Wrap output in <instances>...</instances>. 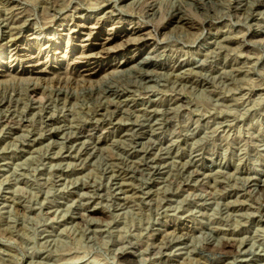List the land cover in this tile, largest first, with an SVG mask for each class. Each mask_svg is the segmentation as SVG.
<instances>
[{"label":"rangeland","instance_id":"obj_1","mask_svg":"<svg viewBox=\"0 0 264 264\" xmlns=\"http://www.w3.org/2000/svg\"><path fill=\"white\" fill-rule=\"evenodd\" d=\"M263 52L264 0H0V264H264Z\"/></svg>","mask_w":264,"mask_h":264},{"label":"bare ground","instance_id":"obj_2","mask_svg":"<svg viewBox=\"0 0 264 264\" xmlns=\"http://www.w3.org/2000/svg\"><path fill=\"white\" fill-rule=\"evenodd\" d=\"M116 4V3H115ZM58 6V5H57ZM114 6V5H113ZM236 8V7H235ZM249 8V7H248ZM56 9V8H55ZM66 9V8H65ZM76 10V9H75ZM181 10V9H180ZM116 13V12H115ZM174 13V12H173ZM236 13V12H235ZM246 13V12H245ZM18 14V13H17ZM55 14V13H54ZM175 15V14H174ZM223 15V14H222ZM234 15V14H233ZM182 16V15H181ZM60 17V16H59ZM100 17V16H99ZM125 18V17H124ZM187 18V17H186ZM191 18V17H190ZM219 18V17H218ZM19 19V18H18ZM100 19V18H99ZM126 19H128V18H126ZM56 20V19H55ZM116 20V19H115ZM208 20V19H207ZM212 20V19H211ZM242 20V19H241ZM206 21V20H205ZM54 23V22H53ZM205 23V22H204ZM9 24V23H8ZM99 24V23H98ZM236 24V23H235ZM9 26V25H8ZM94 26V25H93ZM74 27V26H73ZM95 27V26H94ZM25 28V27H24ZM38 29V28H37ZM151 29V28H150ZM256 29V28H255ZM91 30V29H90ZM262 30V29H261ZM134 31L135 30H132L130 33H126V35H131V34H133L134 33ZM90 32V31H89ZM227 34V33H226ZM128 36V37H129ZM201 37V36H200ZM38 38V37H37ZM109 38V37H108ZM108 38H106L105 39V42L106 41H108L109 39ZM144 38H145V36H144ZM260 38V37H259ZM141 39V38H140ZM123 42V41H122ZM214 42V41H213ZM250 42V41H249ZM71 43V42H70ZM104 43V42H103ZM160 43V42H159ZM123 44H124V42H123ZM226 44V43H225ZM99 45H101V43L99 44ZM154 45V44H153ZM236 45V44H235ZM84 46H86V45H84ZM101 46H103V45H101ZM117 46V45H116ZM107 48V47H106ZM101 49H103V48H101ZM9 50V49H8ZM159 50V49H158ZM80 51V50H79ZM261 52V51H260ZM156 53V52H155ZM264 53V52H263ZM100 54V53H99ZM106 56H109L110 55V51H106L105 53H104ZM171 55V54H170ZM18 56H19V51H16L15 53H13L11 56H10V58L11 59H13L12 61H16L17 60V58H18ZM91 56H92V54H89V53H87L86 51H84V52H82V53H80V55L78 56V58L79 59H81V60H86V64H88L90 61H91ZM154 56V55H153ZM156 56V55H155ZM176 56V55H175ZM246 58V57H245ZM47 59V58H46ZM189 60V59H188ZM11 61V62H12ZM144 61V60H143ZM82 62V61H81ZM147 62V61H146ZM178 63V62H177ZM197 63V62H196ZM204 63V62H203ZM243 64V63H242ZM144 65V64H143ZM10 66V65H9ZM26 66V65H25ZM85 66V65H84ZM84 66H82L81 67V69H79V70H77L76 72L74 71V74H73V76L75 77H77V76H85V77H91V76H93V75H95L98 71H96V70H93V71H91V69H82ZM195 66V65H194ZM99 67V66H98ZM176 67V66H175ZM191 67V66H190ZM144 68V67H143ZM199 68V67H198ZM34 69V68H33ZM100 69H101V67H100ZM140 69V68H139ZM72 70V69H71ZM75 70V69H74ZM146 70V69H145ZM235 70V69H234ZM143 71V70H142ZM148 71H150V70H148ZM145 72V71H144ZM188 72V71H187ZM190 72V71H189ZM193 72V71H192ZM138 74V73H137ZM145 74H146V72H145ZM23 75V74H22ZM72 75V74H71ZM143 75V74H142ZM181 75V74H180ZM40 76V75H39ZM177 76V75H176ZM117 77V76H116ZM148 79V78H147ZM150 79V78H149ZM199 79V78H198ZM204 79V78H203ZM62 81V80H61ZM54 82V81H53ZM52 82V83H53ZM191 82V81H190ZM84 83V82H83ZM95 83H97V82H95ZM104 83V82H103ZM199 83V82H198ZM197 83V84H198ZM45 84V83H44ZM48 84H49V82H48ZM194 84V83H193ZM63 85V84H62ZM65 85V84H64ZM77 85V84H76ZM42 86H44V85H42ZM74 86H75V84H74ZM56 87V86H55ZM115 88V87H114ZM42 90V89H41ZM51 90V89H50ZM60 90V89H59ZM125 90V89H124ZM106 91H107V89H106ZM35 92V91H34ZM33 92V93H34ZM116 92V91H115ZM50 94V93H49ZM178 95V94H177ZM45 96V95H44ZM112 96V95H111ZM132 96V95H131ZM130 96V97H131ZM48 97V96H47ZM126 98V97H125ZM38 99V98H37ZM40 99V98H39ZM48 99V98H47ZM50 99V98H49ZM48 99V100H49ZM71 100V99H70ZM150 100V99H149ZM148 100V101H149ZM61 101H63V100H61ZM53 102V101H52ZM70 102V101H69ZM106 102V101H105ZM124 102V101H123ZM127 102V101H126ZM176 102V101H175ZM39 103V102H38ZM47 103V102H46ZM148 103V102H147ZM186 103V102H185ZM107 105V104H106ZM99 106V105H98ZM129 106V105H128ZM39 107V106H38ZM122 107V106H121ZM126 107V106H125ZM5 108V107H4ZM16 108V107H15ZM97 108V107H96ZM154 108V107H153ZM124 110V109H123ZM16 111V110H15ZM134 111V110H133ZM146 112V111H145ZM51 113V112H50ZM107 113V112H106ZM109 113V112H108ZM107 113V114H108ZM123 113V112H122ZM134 113V112H133ZM17 114V113H16ZM46 114H48V113H46ZM110 114V113H109ZM12 115V114H11ZM50 115V114H49ZM93 115V114H92ZM122 115V114H121ZM19 116V115H18ZM62 116V115H61ZM113 116V115H112ZM9 117V116H8ZM98 117V116H97ZM128 117V116H127ZM95 118V117H94ZM41 119V118H40ZM99 119V118H98ZM15 120V119H14ZM13 120V121H14ZM91 121V120H90ZM97 121V120H96ZM6 122V121H5ZM88 122V121H87ZM115 122V121H114ZM90 123V122H89ZM4 124H6V123H4ZM25 125V124H24ZM162 125V124H161ZM21 126V125H20ZM66 126V125H65ZM71 126V125H70ZM95 126V125H94ZM94 126H92V125H88L87 126V130L86 131H90L89 129H94ZM16 127V126H15ZM64 127V126H63ZM69 127V126H68ZM61 128V127H60ZM104 128H106V127H104ZM121 128V127H120ZM45 129V128H44ZM54 129V128H53ZM72 129V128H71ZM70 130V129H69ZM81 130V129H80ZM84 130V129H83ZM22 131V130H21ZM73 131V130H72ZM128 131V130H127ZM130 131V130H129ZM131 132H132V130H131ZM84 133V132H83ZM154 134V133H153ZM80 135V134H79ZM151 135V134H150ZM28 137V136H27ZM129 137V136H128ZM126 138V137H125ZM98 139V138H97ZM127 139V138H126ZM136 141V140H135ZM95 142H97V141H95ZM162 143V142H161ZM132 151V150H131ZM87 152V151H86ZM89 153V152H88ZM133 155V154H132ZM138 155V154H137ZM141 162H143V161H141ZM124 163V162H123ZM129 163H130V161H129ZM138 165V164H137ZM121 166V165H120ZM119 166V167H120ZM123 166V165H122ZM129 166V165H128ZM144 166V165H143ZM152 166V165H151ZM112 169V168H111ZM118 169V168H117ZM137 169H139V168H137ZM128 170H129V168H128ZM133 170H134V168H133ZM136 170V169H135ZM114 172V171H113ZM121 172V171H120ZM117 178V177H116ZM130 179V178H129ZM263 182V181H262ZM124 183V182H123ZM264 184V183H263ZM254 188V187H253ZM92 189V188H91ZM126 189V188H125ZM260 189V191L263 193L264 192V188L263 187H260L259 188ZM125 197V196H124ZM125 200V199H124ZM227 201V200H226ZM228 202V201H227ZM125 204V203H124ZM232 205V204H231ZM232 208V207H231ZM102 217V216H101ZM187 232V231H186ZM232 245V244H231ZM231 245L229 244V243H224L223 244V246H222V250H229V249H231ZM130 246H131V244H130ZM135 246V245H134ZM213 246V245H212ZM216 248V247H215ZM130 249V248H129ZM158 250V249H157ZM233 250V249H232ZM124 251V250H123ZM154 251V250H153ZM159 251V250H158ZM132 254V253H131ZM119 256V255H118ZM126 256V255H125ZM217 264V263H216Z\"/></svg>","mask_w":264,"mask_h":264}]
</instances>
